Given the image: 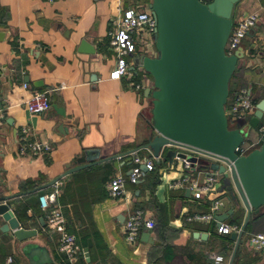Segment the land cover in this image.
Segmentation results:
<instances>
[{
    "label": "crops",
    "instance_id": "crops-1",
    "mask_svg": "<svg viewBox=\"0 0 264 264\" xmlns=\"http://www.w3.org/2000/svg\"><path fill=\"white\" fill-rule=\"evenodd\" d=\"M151 1L0 0V99L5 101L0 109V196H12L7 201L22 226L38 229L36 237L23 241L12 231L0 229V264L9 258L10 264H31L28 242L49 249L53 261L46 264H70L57 249L59 235L49 230L40 201L59 177L58 184H65L60 195L64 193L66 200H57L58 205L62 210L68 204L71 211L77 206L89 211L106 246L92 250L95 241L89 237L93 245L86 264H93V258L103 264H216L213 255L223 256V264H230L236 246L231 234H220L216 221L185 219L188 212L208 210L211 199L199 201L187 195V189L171 187L185 174L182 160L167 156L177 150L175 145L166 146V153L157 160L155 171L161 181L155 192L151 170L136 184L128 181L127 194L121 198L111 197L106 187L115 174L130 173L134 163L126 153L139 149L144 157L153 155L144 144L152 133L153 108V96H146L145 89H155L154 79L139 64V56L142 52L155 55L154 39L145 30L139 32L137 52L128 57L133 75L120 79L112 77L117 59L110 42L118 7L148 9ZM254 11L260 12L261 21L243 41V65L231 79L230 102L241 87H247L257 103L264 99V0H242L234 23ZM84 39L95 46V52L80 51ZM131 81L141 82L142 89ZM36 91H50L51 107L44 114L31 113L25 106ZM255 131L250 132L249 141L255 139ZM32 142L52 148L24 149ZM89 149H99L96 163L62 176ZM200 169L196 175L203 178L205 167ZM220 187L218 183V191ZM135 207L162 220L152 233L153 243L142 238L135 244L126 240L125 219ZM231 208L228 200L220 213ZM246 216L247 208L240 205L228 221L244 223ZM3 223L0 216V227ZM263 230L264 207L259 215H252L233 264H264V250H255L249 239L251 233ZM197 231L207 233L206 239L196 237Z\"/></svg>",
    "mask_w": 264,
    "mask_h": 264
},
{
    "label": "water",
    "instance_id": "water-1",
    "mask_svg": "<svg viewBox=\"0 0 264 264\" xmlns=\"http://www.w3.org/2000/svg\"><path fill=\"white\" fill-rule=\"evenodd\" d=\"M241 1L152 0L149 9L158 20L153 35L156 53L151 56L142 52L139 56V64L153 76L155 88L148 86L145 89L146 96H153V108L149 121L152 133L144 147L160 158L166 146L187 144L223 154L234 161L231 174L225 172V166L211 164L213 169L224 172V183L219 191L226 192L225 196L232 204L231 209L215 216L217 226L230 219L237 206L247 208L242 231L231 233L236 246L230 264H233L252 215H259L264 207V142L245 155L236 151L264 117V99L257 103L253 117L241 128L230 127L226 113L230 82L243 65L245 55L243 47L232 54L227 52L235 9ZM80 51L93 53L96 49L84 39ZM4 103L0 99V109ZM99 152V149L85 151L75 161L76 165L70 166L62 176L96 163ZM176 155L185 156L177 150L167 152L169 157L175 158ZM128 161L133 162L132 156ZM141 168L148 171L145 164H141ZM190 193L191 190L187 189L186 194ZM9 198L12 196H0V216L4 219L0 229L12 231L21 241L36 237L38 229L21 225L7 201ZM41 220L44 226V218ZM153 232L154 228L145 227L142 240L153 243ZM195 236L206 239L207 233L197 231ZM25 245L31 264L53 261L47 247L32 242ZM92 245L93 239L89 238L84 248L89 262Z\"/></svg>",
    "mask_w": 264,
    "mask_h": 264
},
{
    "label": "built area",
    "instance_id": "built-area-1",
    "mask_svg": "<svg viewBox=\"0 0 264 264\" xmlns=\"http://www.w3.org/2000/svg\"><path fill=\"white\" fill-rule=\"evenodd\" d=\"M48 1L53 2L54 0ZM260 21V12L254 11L246 15L242 20L235 22L227 43V52L232 54L242 47L244 39ZM157 26V17L153 15L149 8L138 9L132 7L123 9L121 6L118 7L117 15L113 21V28L110 30V42L117 59L116 67L112 71V77L120 79L133 75L128 57L137 52L138 34L141 30H145L153 38ZM130 83L137 89H142L143 87L141 82L131 81ZM24 86L28 87V83H24ZM49 93L50 91H36L32 93L25 101L26 108L31 113L44 114L51 107ZM256 109L257 103L251 91L247 87H241L235 93L233 100L231 102L227 101L226 113L229 123H243V125L248 123ZM255 129L257 130L255 139L249 141L250 137H248L236 148L239 155L248 154L264 142V117ZM175 146L178 152H182L185 155L183 157L176 155V157L182 160L185 174L182 178L174 181L171 187L183 190L190 189L191 195L199 201L211 199L208 210L188 212L185 219L190 222L216 221L215 216L226 206L228 198L225 195L222 196L217 190V184L220 182V178L224 176V172H221L219 169H213L211 164L217 163L218 165L225 166V172L231 174L234 161L228 156L199 147L187 144H175ZM29 147L34 150L44 149L50 151L52 145L32 142L27 147H24V149ZM128 155L132 156L134 163L130 173L125 175L119 172L110 177L106 182L107 190L113 198L125 196L127 194V182L130 181L136 184L145 175L146 172L141 168V164H145L149 171L154 170L156 168V161L160 159L153 155L144 157L139 153V149H135L125 156ZM202 165L205 167L202 170L205 175L203 178H200L196 173L200 172ZM53 185H55L53 190L40 196L42 207L47 211V225L49 230L57 232L59 235L58 251L66 256L70 264H79L81 257H85L84 248L78 241L77 235L68 230L67 217L57 203L61 192L60 185L58 181ZM145 227L155 228V219L148 216L146 210L143 208H132L124 223L126 240L131 244L139 242ZM242 228L243 223L225 220L217 226V231L223 235H230L232 232H241ZM249 239L251 246L255 250H264V230L251 233ZM213 258L216 260V264H223L224 262V257L221 255H213ZM11 261L12 258H9L6 264H10Z\"/></svg>",
    "mask_w": 264,
    "mask_h": 264
},
{
    "label": "trees",
    "instance_id": "trees-1",
    "mask_svg": "<svg viewBox=\"0 0 264 264\" xmlns=\"http://www.w3.org/2000/svg\"><path fill=\"white\" fill-rule=\"evenodd\" d=\"M203 3H210L212 2L213 0H201ZM237 72V71H236ZM234 73L232 79L236 78L237 76V73ZM256 102V100H255ZM257 103V102H256ZM243 123H232L230 122V127L234 128V127H242ZM261 146V145H260ZM259 146V147H260ZM164 153H166V150L164 151ZM166 157V156H165ZM168 158V157H167ZM157 162L156 161V165H157ZM156 169V168H155ZM154 170H151L153 172H150V180H151V187H152V190L155 192V190L157 189V186L158 184L160 183L161 181V177L160 175L158 174V172H156ZM107 182V181H106ZM63 199H65V194H61L59 197H58V201L62 202V203H65L63 201ZM66 200V199H65ZM154 203L155 202V199H153ZM153 203V204H154ZM65 205V208L63 209L64 210V213L65 215L67 216V219H68V230L70 232H73L77 235V238H78V241L80 242V244L83 246V248L85 246L88 245V239L89 237H93L94 238V245L92 247V250L94 249H102L104 248L105 249V243L103 242V240L101 239V234L100 232L98 231V229L96 228V225H94V221L92 219V217L90 216L91 214L87 213V211H83L80 207H75V209L73 211H71L70 207L68 206V204H64ZM139 206H142L139 205ZM154 206V205H153ZM142 208V207H141ZM79 209V210H78ZM144 209V208H143ZM71 211V212H70ZM233 221H238V219H235ZM232 221V222H233ZM82 222V225H80L79 223ZM241 223V222H240ZM159 226L162 225V220H161V224H158ZM156 228V227H155ZM154 228V229H155ZM94 257V256H93ZM105 256H103L104 258ZM107 257H109V255H107ZM81 261H83V264H86L85 263V257L82 256ZM104 261H105V258H104ZM93 262L96 263V260L93 258ZM93 263V264H94ZM96 264H103L102 263V260L99 261V263H96ZM116 264H122L121 262H116Z\"/></svg>",
    "mask_w": 264,
    "mask_h": 264
},
{
    "label": "rangeland",
    "instance_id": "rangeland-1",
    "mask_svg": "<svg viewBox=\"0 0 264 264\" xmlns=\"http://www.w3.org/2000/svg\"><path fill=\"white\" fill-rule=\"evenodd\" d=\"M250 132H251L252 135H254L255 132H256V131H255V128H252V129L250 130ZM224 179H225V176H223V177L220 178L219 185H222V184L224 183ZM61 186H62V188H64V187H65V184H62ZM61 186H60V190H61ZM151 206H152V205H151ZM152 208H153V207H152ZM230 218H231V217H230ZM157 220H158V221L155 220L156 223H157V224H161V219H157ZM229 220H230V219H229ZM231 221H233V220H231ZM231 221H230V222H231Z\"/></svg>",
    "mask_w": 264,
    "mask_h": 264
}]
</instances>
